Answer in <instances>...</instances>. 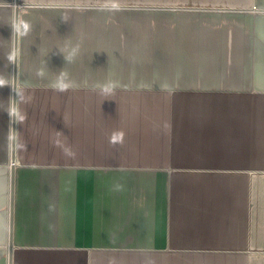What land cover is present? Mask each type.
Instances as JSON below:
<instances>
[{
	"label": "crops",
	"instance_id": "1",
	"mask_svg": "<svg viewBox=\"0 0 264 264\" xmlns=\"http://www.w3.org/2000/svg\"><path fill=\"white\" fill-rule=\"evenodd\" d=\"M65 2L20 0L15 61L0 0V264H264V0Z\"/></svg>",
	"mask_w": 264,
	"mask_h": 264
},
{
	"label": "rangeland",
	"instance_id": "2",
	"mask_svg": "<svg viewBox=\"0 0 264 264\" xmlns=\"http://www.w3.org/2000/svg\"><path fill=\"white\" fill-rule=\"evenodd\" d=\"M207 1H216V0H207ZM203 2V0H68V5L70 7H77L84 9H98L100 10L103 17L109 18H148L145 17L142 13H151L155 12L158 9L162 10H175V11H185L190 9L197 10H214V11H227L234 10L235 6H226L219 4H195ZM114 6V7H113ZM104 10V11H103ZM128 12V13H127ZM110 15H104V14ZM133 24H153L150 21L134 20L128 21ZM132 28V27H131ZM138 30L144 29H155V26L147 25L140 27H133Z\"/></svg>",
	"mask_w": 264,
	"mask_h": 264
},
{
	"label": "water",
	"instance_id": "3",
	"mask_svg": "<svg viewBox=\"0 0 264 264\" xmlns=\"http://www.w3.org/2000/svg\"><path fill=\"white\" fill-rule=\"evenodd\" d=\"M16 2V12H15V61H17L18 54V21H19V2L20 0H15ZM14 76V93H13V118H12V154H11V162L10 165V226L12 225L13 218V207H14V184H15V163H16V153H15V143H16V85H15ZM10 239H12V228L10 231ZM13 263V250L11 246V242L9 244L8 250V264Z\"/></svg>",
	"mask_w": 264,
	"mask_h": 264
},
{
	"label": "clouds",
	"instance_id": "4",
	"mask_svg": "<svg viewBox=\"0 0 264 264\" xmlns=\"http://www.w3.org/2000/svg\"><path fill=\"white\" fill-rule=\"evenodd\" d=\"M114 7V6H113ZM71 84H68V85H65L64 87H60L58 88L57 90L58 91H66L68 87H70ZM115 87V84H110L106 87H104L103 91L105 92H108V91H111L113 88ZM121 142H122V139H121ZM121 171H125V169H120ZM123 189V185L122 184H119L117 183L114 188H113V191H121Z\"/></svg>",
	"mask_w": 264,
	"mask_h": 264
},
{
	"label": "bare ground",
	"instance_id": "5",
	"mask_svg": "<svg viewBox=\"0 0 264 264\" xmlns=\"http://www.w3.org/2000/svg\"><path fill=\"white\" fill-rule=\"evenodd\" d=\"M16 6V5H15ZM10 162H11V160H10Z\"/></svg>",
	"mask_w": 264,
	"mask_h": 264
}]
</instances>
